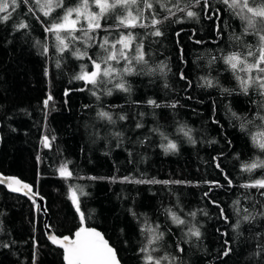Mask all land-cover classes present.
<instances>
[{"label":"trees","instance_id":"1","mask_svg":"<svg viewBox=\"0 0 264 264\" xmlns=\"http://www.w3.org/2000/svg\"><path fill=\"white\" fill-rule=\"evenodd\" d=\"M178 2L184 11L169 15L153 0L137 22L148 27H116L126 15L117 7L100 19L94 40L63 52L45 31L61 9L44 16L33 0L9 8L10 18L0 21V171L45 197L57 235L96 227L123 264H147L142 248L161 264H264V188L245 187L264 179V168L245 171L264 161L257 146L264 141V89L250 83L245 92L237 75L248 74L222 59L256 52L260 37L245 31L239 9L223 0ZM153 13L162 23L150 24ZM156 29L162 35H153ZM129 32L126 51L134 55L142 44L147 64L134 61V74L98 75L95 84L75 78L95 70L89 57L100 63L104 36L111 44ZM76 49L87 55L77 58ZM111 64L122 72L126 61ZM169 141L175 151L166 150ZM43 220L38 204L0 185V264H67Z\"/></svg>","mask_w":264,"mask_h":264},{"label":"snow or ice","instance_id":"2","mask_svg":"<svg viewBox=\"0 0 264 264\" xmlns=\"http://www.w3.org/2000/svg\"><path fill=\"white\" fill-rule=\"evenodd\" d=\"M20 2L27 4L28 0H0V13H4V15L0 16V21H7L11 16L9 8L15 10V7H18ZM204 2L207 4L208 0H204ZM223 2L228 4L233 10L239 9V11H236V14L240 15L241 19L247 22V28L245 31L252 29L256 32L260 37L261 45L256 52L249 50L243 59H241L237 53L230 54L227 57H222V59H224V62L228 64L232 70L235 71L238 65H241L240 71L248 74L247 79H241L240 76L237 75V79L240 81L245 92H247L250 83L257 84L259 88L264 89V66H261L264 64V0H259V5L256 8L248 6L249 0H231V3L229 0H223ZM252 2L255 4L257 3V0H252ZM155 3L159 4L161 8H164L169 15H175L172 8H176L178 11H184L183 8H180L178 0H155ZM196 3L199 4L200 0H196ZM35 4L39 10L43 12L44 16H51L56 9L62 10L63 14L53 18L52 21L45 27L46 32L52 33L55 36L57 48L62 52L70 49L71 46L78 40H83L86 44L89 41L94 40L95 36L92 35V33L101 29L100 19L104 17L106 13L115 12L117 7H119L122 12L126 13V15L117 18L118 22L116 27L123 26L124 28H135L137 26L148 27L149 25L146 23L138 24L137 22L143 17V12L145 10L153 8V0H111V2H109V0H91V2L90 0H78L74 7H65L64 0H35ZM168 4H171L172 7H168ZM93 6L98 8L97 12L90 11ZM133 7L137 13L136 16L132 15L131 10ZM245 10L247 13H251L252 15H247ZM187 15L192 17L196 14L192 11H188ZM152 16L153 18L150 20V24L152 26L162 23L161 20L155 19L154 13ZM37 19H39V17H37ZM164 19H168V16H165ZM257 25H259V27H257ZM19 27L27 28L28 25L21 23ZM78 31L82 33L81 36L76 35ZM152 34L157 36L162 35L159 29H156ZM132 39H134V37H132L131 32H129L128 37H125L121 33L120 39L110 44L108 37L104 36L102 38V42L98 45L105 52V55L99 57L100 63H97L96 60H92V58L89 57V60H91L95 70L91 73L78 75L75 78L88 79L90 83L95 84V78L98 75L111 77L113 73H116L117 75H122L123 73L134 74L135 69L133 67V62L135 61L137 64H147V61L144 60L142 44L136 45L134 55L128 54L126 49L130 48ZM126 40L128 43H125ZM197 43H199V41H197ZM117 44L121 45V48L118 51L116 49ZM72 54L76 55L77 58H80L82 55H87V52L85 51L84 53H80L79 50L76 49L72 51ZM248 57H254V62L249 64ZM120 60L126 61L122 72L119 69L114 68L111 64V61L119 63ZM102 64L104 65L103 69L101 68ZM253 70L256 72L254 77L251 75ZM205 83L208 86H212V82L210 80H206ZM115 86L123 91H129V89L125 87L124 83H118ZM109 94H111L110 91ZM149 103L155 105V101H149ZM156 106L158 107L159 105ZM99 115L110 121L112 120V116L107 112H101ZM120 118L124 119L125 117ZM262 119H264V117H262ZM137 127H140V125H137ZM181 130L183 131V129ZM185 134L187 135V133ZM117 135L119 134L117 133ZM258 135H264V133H260ZM253 140L254 142H257L255 136L253 137ZM257 146L264 149V141H258ZM176 149V144L169 141L166 150L175 151ZM257 167L264 168V161H254L249 165H245V171L251 172ZM64 172L65 170L62 168L61 173L64 174ZM67 175L71 176V172H68ZM9 180L14 181L17 184L21 183L16 178L9 177L0 179V184L6 183ZM229 183H231V181H229ZM22 186L24 188L29 187L26 184ZM245 187L264 188V179L256 180L252 184L245 185ZM12 190L19 191L20 189L13 188ZM191 215L194 216L195 213H191ZM172 218L176 223H184V221L180 220L177 216H175V214L172 215ZM245 219H248V217H245ZM238 226L239 225L237 224V227ZM84 231L85 230L81 229L76 233L78 239L75 241L68 242V237L62 238V240L66 243H60V247L64 249V259L67 264H119L115 256V250L108 246L107 241L103 240L99 232L92 229L88 230L87 233L82 236L81 234ZM189 231L193 236H200L199 229H190ZM160 235L162 236V234ZM51 239L54 244L59 243L60 241V238L55 236L51 237ZM155 239L156 237H153V240L149 241V244L153 243ZM141 252L147 253V264H161V260L155 259L151 255V252H149L148 248H142ZM224 254L227 255L228 253L225 252ZM163 259L166 260L167 257H163Z\"/></svg>","mask_w":264,"mask_h":264},{"label":"water","instance_id":"3","mask_svg":"<svg viewBox=\"0 0 264 264\" xmlns=\"http://www.w3.org/2000/svg\"><path fill=\"white\" fill-rule=\"evenodd\" d=\"M0 127H1V123H0ZM46 143H47V146H49V140H46ZM1 144H2V136H1V130H0V147H1ZM9 177H14L18 181H20L21 183L20 184H17L14 181L9 180L6 183H2L0 185L5 186L10 193L27 197L32 202H34V203H36V204L39 205L40 211L42 212L43 217H44V220H43L44 228H45L47 237H48L49 241L52 244H54V243L52 242L51 237L55 236L57 238H60L59 243H55L54 245L57 246V247H59V248H61L64 251V249L62 247H60V243H66L65 241L62 240L63 237H68L69 238V241L68 242H71V241H75V240L78 239V237L76 236V233L78 231H80L81 229L85 230L81 234L82 236L85 235L88 230L95 229L96 232H99L101 234L103 240L107 241L108 246H110L112 249L115 250V256H116V259L118 260L119 264H123V262L121 261V259L119 257V254H118L117 250L108 242V240L105 237L104 233L101 230H99L98 228H96V227H93V226H84L81 229L77 230L73 236H70V235H65V236L57 235L53 231V229L51 228V226H50V214L48 212L47 201H46L45 197H43L41 194H39L38 191H37V189L31 183L22 180L18 176H15V175H6V174H4V173H2L0 171V179L9 178ZM25 184L28 185L29 187L24 188L22 185H25ZM13 188H19L20 190L19 191H13L12 190Z\"/></svg>","mask_w":264,"mask_h":264},{"label":"rangeland","instance_id":"4","mask_svg":"<svg viewBox=\"0 0 264 264\" xmlns=\"http://www.w3.org/2000/svg\"><path fill=\"white\" fill-rule=\"evenodd\" d=\"M34 3H35V0H33ZM91 2V0H90ZM109 2H111V0H109ZM64 3H65V0H64ZM249 7H252L250 4L248 5ZM96 8V9H95ZM95 8H91V10H95V11H98V8L95 6ZM251 14V13H248V15ZM252 15V14H251Z\"/></svg>","mask_w":264,"mask_h":264}]
</instances>
